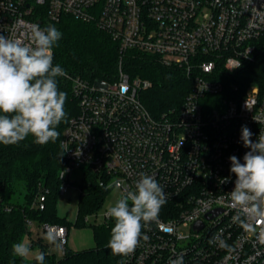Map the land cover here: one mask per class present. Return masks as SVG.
I'll use <instances>...</instances> for the list:
<instances>
[{"label": "built area", "instance_id": "2783aa9c", "mask_svg": "<svg viewBox=\"0 0 264 264\" xmlns=\"http://www.w3.org/2000/svg\"><path fill=\"white\" fill-rule=\"evenodd\" d=\"M64 15L108 33L118 44L119 61L114 80L66 75L77 112L60 140L66 164L59 193L71 186L67 175L75 168L89 169L108 192L120 181L119 198L143 172L164 188L167 203L156 220L141 222V239L123 255L124 264H171L178 257L183 264H264L258 239L264 220L240 215L229 199L236 179L229 157L243 163L250 150L240 139L241 127L251 130L253 141L264 132V65L253 82L236 78L259 61L264 0H0V34L27 42L31 24L44 28ZM131 48L184 71L189 88L178 106L159 115L148 110L140 92L151 81L122 69ZM45 199L39 191L36 205L42 209ZM103 217L112 219L107 210ZM40 226L44 236L63 230L57 237L63 253L67 227ZM214 237L227 247L210 243Z\"/></svg>", "mask_w": 264, "mask_h": 264}, {"label": "trees", "instance_id": "16d2710c", "mask_svg": "<svg viewBox=\"0 0 264 264\" xmlns=\"http://www.w3.org/2000/svg\"><path fill=\"white\" fill-rule=\"evenodd\" d=\"M54 25L62 38L53 48V66L60 65L67 75L80 76L88 80H114L118 73L119 51L117 42L94 23L62 16ZM47 25V26H48ZM46 27V26H45ZM258 65H264V35L257 41ZM252 63H249V67ZM248 67V68H249ZM122 69L130 77H141L151 81V86L140 92V98L153 115L176 107L189 88V80L180 67L160 64L155 55L131 48L122 57ZM250 70V69H249ZM251 70L246 83L261 76ZM58 90L67 93L64 110L65 119L56 126L59 137L55 142L40 145L32 136L17 145L0 144V264H38L31 259L17 257L12 245L31 237L30 224H59L68 227L69 221L58 214L56 200L59 194L60 171L66 159L60 145L63 130L69 118L77 112V102L71 94V82L58 77ZM79 189L78 215L74 225H85L84 216L96 210L104 200L107 189L97 183L96 175L89 169L77 183ZM39 191L46 194L44 207L36 205ZM167 203V202H166ZM166 203L164 206H166ZM159 211V215H162ZM114 220L95 226V246L82 250L65 247L60 257L50 253L42 238H31L39 252L45 253L44 264H124L123 255H114L107 247Z\"/></svg>", "mask_w": 264, "mask_h": 264}, {"label": "clouds", "instance_id": "9594fccd", "mask_svg": "<svg viewBox=\"0 0 264 264\" xmlns=\"http://www.w3.org/2000/svg\"><path fill=\"white\" fill-rule=\"evenodd\" d=\"M61 38L62 33L54 25L42 28L38 23L29 26L27 42L0 34V144L17 145L29 136L40 145L58 139L56 126L66 117L67 99V93L58 90L57 81L67 73L60 65L53 66V48ZM252 136L251 130L242 126L240 139L250 150L244 154L243 163L235 155L229 157L230 172L236 177L229 199L240 215L264 220V132L256 141ZM139 176L134 189H124L120 198L107 209V216L114 220L107 247L114 255L134 251L141 239V222L147 224L156 220L167 200L164 188L154 177L143 172ZM121 187L118 180L107 186L114 190ZM236 219L239 220V216ZM62 231H48L45 236L57 250H62L63 240L57 242ZM258 239L264 243V229ZM209 242L227 247L220 237ZM12 253L27 257L30 246L23 241L13 243ZM35 260L44 264L45 253H37ZM171 264H183L182 257Z\"/></svg>", "mask_w": 264, "mask_h": 264}, {"label": "rangeland", "instance_id": "374dc122", "mask_svg": "<svg viewBox=\"0 0 264 264\" xmlns=\"http://www.w3.org/2000/svg\"><path fill=\"white\" fill-rule=\"evenodd\" d=\"M48 23L45 24L47 26ZM257 62V61H256ZM258 63V62H257ZM257 63L252 64L249 68H244L236 74L238 80L247 81L248 75L251 70L255 73H259L261 66ZM250 69V70H249ZM85 168H75L70 174L68 179L71 181V186L65 193H59L56 200V209L59 215L64 216L68 221L66 245L72 250H82L85 248H91L95 246L93 238V229L95 226L104 224L103 214L105 210L113 206L115 201L119 199V193L116 190L108 192L102 201L101 205L94 211L87 213V221L83 226L74 225L78 215V200L79 189L77 183H79L84 177ZM164 205L161 207L160 212H164ZM31 230V237H26L23 242H26L30 246V254L25 257L27 259L33 258L38 253V245L30 244L31 238L36 240L38 237L42 238L43 244H45L47 250L57 257L62 255L61 250H57L54 245L49 244L48 240L43 234V230L37 223H32L29 226Z\"/></svg>", "mask_w": 264, "mask_h": 264}, {"label": "water", "instance_id": "95a60500", "mask_svg": "<svg viewBox=\"0 0 264 264\" xmlns=\"http://www.w3.org/2000/svg\"><path fill=\"white\" fill-rule=\"evenodd\" d=\"M218 211H219V209H214V210H213V215L216 214ZM201 226H202V222H201V221H196V222L194 223V227H195L196 229H200Z\"/></svg>", "mask_w": 264, "mask_h": 264}]
</instances>
